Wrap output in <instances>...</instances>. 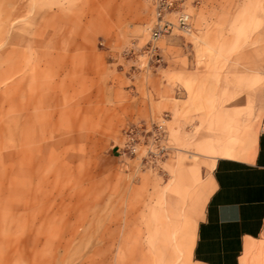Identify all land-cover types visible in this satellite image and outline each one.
Wrapping results in <instances>:
<instances>
[{"label":"rangeland","instance_id":"obj_1","mask_svg":"<svg viewBox=\"0 0 264 264\" xmlns=\"http://www.w3.org/2000/svg\"><path fill=\"white\" fill-rule=\"evenodd\" d=\"M184 9L152 42L151 0H0V264L186 263L204 145L260 121L264 0Z\"/></svg>","mask_w":264,"mask_h":264},{"label":"crops","instance_id":"obj_2","mask_svg":"<svg viewBox=\"0 0 264 264\" xmlns=\"http://www.w3.org/2000/svg\"><path fill=\"white\" fill-rule=\"evenodd\" d=\"M257 102L259 123L228 127L204 145L211 159L210 192L191 225L186 263L177 264H240L246 242L264 243V93L250 99L254 118ZM200 171L193 167L191 178L200 182L199 193Z\"/></svg>","mask_w":264,"mask_h":264},{"label":"built area","instance_id":"obj_3","mask_svg":"<svg viewBox=\"0 0 264 264\" xmlns=\"http://www.w3.org/2000/svg\"><path fill=\"white\" fill-rule=\"evenodd\" d=\"M152 7L154 9V16L156 22L151 32V41L155 42L163 36L169 35L173 28H177L180 31H185L189 27L190 16L186 14L184 6L185 0H151ZM175 14L176 25L168 22L166 17L168 15ZM153 51L155 48L152 49ZM135 129L130 130L126 134V143L124 149L127 153L134 155L136 149L139 148L141 136L138 133H134ZM163 132L161 128H157L152 134V138L159 140Z\"/></svg>","mask_w":264,"mask_h":264},{"label":"bare ground","instance_id":"obj_4","mask_svg":"<svg viewBox=\"0 0 264 264\" xmlns=\"http://www.w3.org/2000/svg\"><path fill=\"white\" fill-rule=\"evenodd\" d=\"M153 11H154V9H153ZM186 14H187V12H186ZM154 18H155V16H154ZM190 20H191V17H190ZM155 22H156V18H155ZM189 26H190V22H189ZM174 29H177V28H174ZM188 30H189V27H188L187 30L182 31V32H188ZM152 140H153V138H152ZM160 141L161 140L159 139L158 142H160ZM137 149H136V151H137ZM252 254H255L256 256H258L259 258H261L260 261L257 262L256 264H264V243L246 242L245 247H244V255H243V257L240 260V264H249V262H250V256Z\"/></svg>","mask_w":264,"mask_h":264}]
</instances>
